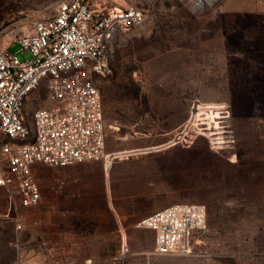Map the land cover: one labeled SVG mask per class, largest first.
<instances>
[{
    "label": "rangeland",
    "instance_id": "1",
    "mask_svg": "<svg viewBox=\"0 0 264 264\" xmlns=\"http://www.w3.org/2000/svg\"><path fill=\"white\" fill-rule=\"evenodd\" d=\"M56 1L0 0V46L23 57L15 37ZM107 1L148 15L135 36L110 45V73L92 76L107 159L36 164L37 207L20 205L16 183L0 186V264H264V0ZM198 100L206 104L196 109ZM49 105L43 85L23 114L29 121ZM187 123L186 140L168 144ZM175 202L207 207L198 253L157 254L154 231L136 225Z\"/></svg>",
    "mask_w": 264,
    "mask_h": 264
},
{
    "label": "built area",
    "instance_id": "2",
    "mask_svg": "<svg viewBox=\"0 0 264 264\" xmlns=\"http://www.w3.org/2000/svg\"><path fill=\"white\" fill-rule=\"evenodd\" d=\"M147 16L143 7L133 3L57 0L50 13L34 21L31 30L15 37L23 57L10 46H0V139L7 138L0 149V186L16 183L21 206L37 207L42 199L34 174L36 164L62 167L106 159L103 97L92 76L110 73V45L135 36ZM43 85L51 105L37 108L27 121L25 101ZM201 104L206 103L195 101L194 107ZM187 125L178 132L181 138L168 144L186 140L191 130L187 131ZM203 129L198 133L204 135ZM223 131L222 138L231 137ZM136 225L154 231L157 254H195L200 252L198 236L208 227V210L203 203L175 202ZM128 252L124 238L121 256Z\"/></svg>",
    "mask_w": 264,
    "mask_h": 264
},
{
    "label": "crops",
    "instance_id": "3",
    "mask_svg": "<svg viewBox=\"0 0 264 264\" xmlns=\"http://www.w3.org/2000/svg\"><path fill=\"white\" fill-rule=\"evenodd\" d=\"M117 3H119V2H117ZM120 4H122V3H120ZM86 161V160H85ZM79 162H82V161H79ZM76 164V165H75ZM73 165V164H72ZM96 166V163L95 164H93V165H89V164H87V163H78L77 164V162L76 163H74V168H86V167H95ZM35 167V166H34ZM42 192V191H41ZM168 204V203H167ZM164 206H166V204L165 205H161V206H159L158 207V205L156 206V207H154L153 209H155V208H158V209H161V208H163ZM158 209H156V210H158ZM148 210H150V208L148 209ZM156 210H154V211H156ZM153 211V212H154ZM152 213V212H151ZM149 215V214H148Z\"/></svg>",
    "mask_w": 264,
    "mask_h": 264
},
{
    "label": "bare ground",
    "instance_id": "4",
    "mask_svg": "<svg viewBox=\"0 0 264 264\" xmlns=\"http://www.w3.org/2000/svg\"><path fill=\"white\" fill-rule=\"evenodd\" d=\"M193 1V3L192 4H194V7H198V6H202L203 4H205L206 3V1L205 0H192ZM212 0H208V2H211ZM124 155L125 154H127V153H123ZM128 154H132V153H128ZM106 157H107V155H106ZM107 159V158H106ZM106 159H105V161H106Z\"/></svg>",
    "mask_w": 264,
    "mask_h": 264
},
{
    "label": "water",
    "instance_id": "5",
    "mask_svg": "<svg viewBox=\"0 0 264 264\" xmlns=\"http://www.w3.org/2000/svg\"><path fill=\"white\" fill-rule=\"evenodd\" d=\"M157 148H159V147H155V148H153V149H157Z\"/></svg>",
    "mask_w": 264,
    "mask_h": 264
}]
</instances>
